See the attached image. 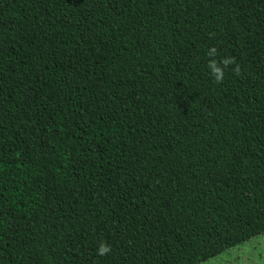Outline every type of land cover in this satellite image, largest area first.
Returning <instances> with one entry per match:
<instances>
[{
	"label": "trees",
	"instance_id": "16d2710c",
	"mask_svg": "<svg viewBox=\"0 0 264 264\" xmlns=\"http://www.w3.org/2000/svg\"><path fill=\"white\" fill-rule=\"evenodd\" d=\"M262 234L264 0H0V264H197Z\"/></svg>",
	"mask_w": 264,
	"mask_h": 264
},
{
	"label": "rangeland",
	"instance_id": "374dc122",
	"mask_svg": "<svg viewBox=\"0 0 264 264\" xmlns=\"http://www.w3.org/2000/svg\"><path fill=\"white\" fill-rule=\"evenodd\" d=\"M197 264H264V234Z\"/></svg>",
	"mask_w": 264,
	"mask_h": 264
},
{
	"label": "clouds",
	"instance_id": "9594fccd",
	"mask_svg": "<svg viewBox=\"0 0 264 264\" xmlns=\"http://www.w3.org/2000/svg\"><path fill=\"white\" fill-rule=\"evenodd\" d=\"M207 55L209 57H215L217 55V49L215 47H212L208 50ZM235 63L234 58L232 57H223L219 61L216 59H210L208 61L207 67L210 70L209 74L213 78L214 82L216 83H222L225 69L228 68L230 65H233ZM233 72L235 74H239V65H236L233 69ZM111 251V247L106 242H100L97 247V255L103 256L108 254Z\"/></svg>",
	"mask_w": 264,
	"mask_h": 264
}]
</instances>
